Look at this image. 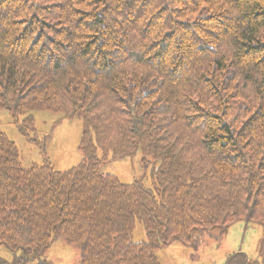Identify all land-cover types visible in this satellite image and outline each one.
I'll return each instance as SVG.
<instances>
[{
  "label": "trees",
  "instance_id": "trees-1",
  "mask_svg": "<svg viewBox=\"0 0 264 264\" xmlns=\"http://www.w3.org/2000/svg\"><path fill=\"white\" fill-rule=\"evenodd\" d=\"M1 112L42 162L0 114V264H52L57 239L80 264H161L240 221L262 226L260 262L226 264H264V0H0ZM37 112L58 117L39 139ZM64 119L83 158L59 171ZM137 154L150 186L101 170Z\"/></svg>",
  "mask_w": 264,
  "mask_h": 264
},
{
  "label": "rangeland",
  "instance_id": "rangeland-1",
  "mask_svg": "<svg viewBox=\"0 0 264 264\" xmlns=\"http://www.w3.org/2000/svg\"><path fill=\"white\" fill-rule=\"evenodd\" d=\"M0 114L2 117L1 131L16 143L25 164L41 163L42 157L36 145L20 135L8 112ZM37 118L38 132L36 135L39 139L43 138L58 117L39 114ZM81 128V121L78 119H64L56 127L49 145L48 156L57 170L70 169L82 160ZM101 170L103 173L117 176L125 183L142 179L147 186L151 185L150 171L145 175L139 154L109 161L101 167ZM262 231V226L258 224L240 221L234 224L222 239H218L217 234H214L210 238L207 237L205 243L198 248L175 243L158 251L157 256L161 264H226V259L230 254L242 252L250 260L260 262L258 250ZM137 236L142 239L143 231L140 225ZM1 255L9 259L12 257L6 249L2 250ZM46 259L52 264H80V252L63 239H57L46 255Z\"/></svg>",
  "mask_w": 264,
  "mask_h": 264
}]
</instances>
